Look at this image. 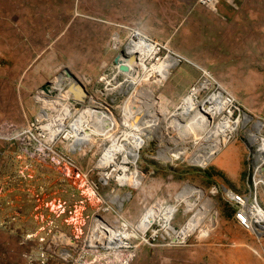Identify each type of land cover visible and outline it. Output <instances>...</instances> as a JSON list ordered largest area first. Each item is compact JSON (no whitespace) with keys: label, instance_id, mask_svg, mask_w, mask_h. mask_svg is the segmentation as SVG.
Wrapping results in <instances>:
<instances>
[{"label":"rangeland","instance_id":"obj_1","mask_svg":"<svg viewBox=\"0 0 264 264\" xmlns=\"http://www.w3.org/2000/svg\"><path fill=\"white\" fill-rule=\"evenodd\" d=\"M231 2L220 0L216 9H209L198 0H0V16L7 24L2 32L7 44L0 52V264H264V236L244 230L221 195L203 200L201 189L198 206L208 200L216 215L203 220L185 241H172L164 231L152 232L151 226V231L140 227L149 208L179 203L176 195L185 186L208 192L226 179L213 167L216 157L206 168L185 158H151L149 163L158 170L141 183L134 174L135 184L123 187L94 174L90 153L80 148L72 152L64 141L55 144L67 147L63 152H71L78 167L88 172L76 174L55 154L46 158L28 144L26 132L40 116H63L69 108L67 97L81 105L72 109L80 114L71 117L91 121L94 106L88 102H106L107 96L117 94L110 103L115 113L102 110L114 120L108 132L120 125L130 92L108 81L118 54L114 38L121 39L120 48L132 28L211 69L252 114L264 117V0H246L247 14L243 11L236 18L224 12ZM65 68L88 91L84 100L58 94L65 97L59 113L63 100L53 99L55 93L47 94L42 87L65 75ZM197 77L198 70L188 64L173 68L164 84L145 81L140 73L131 90L141 93L133 101L155 103L163 121L179 127L184 121L173 119L175 108ZM119 80L123 82V76ZM171 130H163L167 141ZM233 142L244 149L240 137ZM106 143L108 139L99 140L98 145ZM96 149H91L92 155ZM259 201L264 208V188ZM194 211L186 212L182 201L172 218H163L179 230ZM97 220L121 237L118 248L92 245ZM203 224L210 225L207 236L201 234ZM151 235L154 239L146 240Z\"/></svg>","mask_w":264,"mask_h":264},{"label":"built area","instance_id":"obj_2","mask_svg":"<svg viewBox=\"0 0 264 264\" xmlns=\"http://www.w3.org/2000/svg\"><path fill=\"white\" fill-rule=\"evenodd\" d=\"M219 2L220 0H198L199 5L209 9H216ZM129 33L130 34L126 37L127 40L133 36L137 37L141 35L152 45L153 48L150 50L152 56L148 60L151 65H156L169 55H172L176 62L170 66L171 71L181 64H188L198 70V77L190 85L186 94L181 97L173 114V119L177 118L178 121L194 118L198 129L192 130L186 128L185 132H183L178 125L176 126L172 123V120H170L169 123L163 121L164 118L161 117V113L163 112L156 108L155 103H150L153 105L152 109L160 114V129L162 130L158 132V136L155 138L145 136V134L138 132L139 130H137L135 126L130 125L131 119L129 118V112L131 110L127 113V106H132L133 100L139 99L136 97V94L138 93L137 95H140L141 92L135 93L134 90H121L130 93H126L127 97L125 96L124 99V106H122L120 118L121 124L112 128V132L104 134L103 131H100L98 134L89 138L87 142L78 143L71 147L74 136L73 127L71 125L72 119H66L67 121L63 122V119H60V114L54 115L55 117L51 119L50 117L45 118L40 116L39 119H34L27 126V139H31L28 144H34L37 151L41 150L45 153L46 158L49 157V154H55L76 174H88V172H83V170L78 167L71 152L70 154L63 152L68 151V149L72 152H77L80 148L84 154H91L90 158L92 162L94 161L92 169L94 174H102L103 180L110 179L119 186L130 187L131 185H129L128 179L131 175H137L141 183L146 179V174H154L158 170L157 167L149 163L151 158L160 161H178L185 158L191 161V154L193 153L195 155V151L201 147L205 146L209 148L219 144L216 150L217 156L232 141L240 137L247 144L248 160L251 168L247 191L238 192L226 185L213 184L210 186L208 192H206L202 187L194 184L192 185L204 191V196L206 198L211 199L210 197L221 195L233 209L234 219L238 224L244 230L254 234L258 238L263 237L264 208L259 201V194L262 188H264V117H258L252 114L208 67L196 64L185 55L171 50L167 45L148 37L145 33L137 29L132 28ZM142 72L145 81L149 80V82H155L150 76L148 77L145 75L147 71ZM59 93L60 91L56 90L52 95L54 94L53 96L57 97L53 99L63 100V102H60V113L65 95L60 97L58 96ZM122 95H124V93H122ZM92 97L94 98V96ZM116 97H118L117 94L113 96L110 94V96L106 97V102H98L97 98H94L95 101L91 100L88 103L89 105L92 104L94 108H105L107 111L112 110L115 113L110 103L114 104ZM67 99H69L68 109L71 117L72 113L76 114L79 110H72L77 104L69 97H67ZM65 103L67 104L66 101ZM141 103L142 105L145 104V102ZM135 104H138V101H135ZM100 105L103 106L101 107ZM139 105L142 106L141 104ZM183 106L184 108L186 106L189 108L188 115L183 114ZM78 108H81L80 104H78ZM77 114H80V112H77ZM60 125L61 127L59 128ZM167 127L172 129L171 132L173 134L168 141L162 136V131ZM123 135H127V137L131 139H133V135L138 136L137 144L133 140L127 141L126 138H123ZM107 139L108 144L98 145L99 140ZM116 139L121 145V140H126L125 147L121 149L114 147H112V149H107L111 146L113 140L117 143ZM59 141L68 143V149L62 146V148L55 147V144ZM152 141L154 142V148L151 149ZM31 147L33 146H27V148ZM93 147L97 148L94 155H92L91 152ZM126 147H132L133 155L128 153ZM107 150L111 153L114 152V154L111 158L105 159L103 155ZM197 152L203 154L201 151ZM216 156H212V159L206 165L199 164V166L206 168ZM94 185L98 188L99 183H94ZM188 220L189 219H187L186 222H188ZM199 225H201V223H199L198 226ZM196 230H198V228L189 231L188 235L180 241H185ZM209 230L210 225L206 224H203L202 229H200L201 234L204 236L208 235L205 232ZM151 238L154 239V236H150L146 238V240ZM176 240L179 241L178 239Z\"/></svg>","mask_w":264,"mask_h":264},{"label":"bare ground","instance_id":"obj_3","mask_svg":"<svg viewBox=\"0 0 264 264\" xmlns=\"http://www.w3.org/2000/svg\"><path fill=\"white\" fill-rule=\"evenodd\" d=\"M114 40H115L114 46L115 48H118V54L114 58V66H113L114 73L111 75L110 78L111 82L108 81L110 84L116 83L121 90H125V91L131 90L134 85L138 84V81H136L134 78L140 73H143L142 71H147L145 75H147L148 77L150 76L153 80H155V82L160 84H164V82L169 78V75L171 73L170 66L176 62L172 55H169L166 59H164L162 62H159L156 65L155 64L151 65L148 62V60L152 56V54H150L151 53L150 50L153 47L149 42L146 41V39H144L141 36H137V37L133 36L127 42L122 43L120 48H119V44H120L119 42L121 41V39H119L118 36H115ZM121 66H126V70H121ZM120 76H123V82L121 83H119ZM141 80L142 79H140L139 84H142ZM51 83L54 84L52 85L49 84L50 86H49L48 94H52L54 91L59 90L60 91L59 94L61 95L64 94L68 96V95H72V93L69 91V87L73 84L77 85V83L79 82L77 78L69 77L65 73V75H62L61 77L54 79L53 82ZM135 87L136 86H134V88ZM75 89L77 91L76 95L81 100H84L85 97L87 96V92L86 94L83 93L82 89L78 86L75 87ZM69 98L71 99V97ZM71 100H76V99H71ZM75 104H77L78 106V102H76ZM152 108L153 105L151 104L149 105L145 103L144 105L140 106L139 104H135V101H133V104L131 106L132 113L129 114V118L131 119L130 125L135 126V128L139 130L138 132L145 134V136H149V138L157 137L158 132L162 130L160 129L161 127V123L159 121L160 116L156 112L153 114L154 110ZM182 108H183L182 111L183 114L188 115L189 108L187 106L185 108L183 106ZM90 110L91 113L94 114V118L91 121L90 119L82 120L79 117L76 119L70 117V115H68L69 113L67 112L69 111V109L64 108L63 111L65 113L63 116H61L60 119L61 120L63 119V122H66L70 118L72 119L71 125L73 127L74 136L71 147L78 143L80 144L82 142H87L89 138L93 136V133L96 132V130L108 132V130L113 126L114 120L109 116V114L106 111L98 108H93ZM182 123L179 124V127H181L184 132L186 128H190L192 130L198 129L194 121V118L184 120V122ZM60 127L61 125L59 126V128ZM134 136L135 135H133L132 137ZM127 140H131V138L129 139L127 138ZM121 141H123L122 145L119 143H115L113 140L111 146L107 149L110 148L112 149V147L121 149L122 147H125L126 141L124 140ZM133 141L137 144L138 136H136L135 140ZM218 145L219 144H216L215 146H211L209 148L205 146L201 147L198 151H201L203 154L195 151V155L193 153L191 154V162H195L197 164L198 162H200L201 163L200 165H206L212 159V156H216V150L218 149ZM126 149L129 154L133 155L132 147L131 148L126 147ZM104 153L105 154L103 158L105 159L111 158V156L114 154V152L111 153L109 150L105 151ZM134 178L136 179L137 182H140V179L137 175H135ZM135 179H133L131 175L128 179V183L131 184V182ZM201 196H202L201 190L189 186H185L176 195L178 201L179 200L180 202L185 201L186 212L187 209L188 211H193V209H195L190 220L184 223L182 225L183 227H178L179 230H177V226L175 224L166 221L165 218H172L174 216L175 212L178 209V204L180 202L175 204H168L164 202L163 206L161 207L154 206L149 208L147 211H145L144 215L140 219V227L146 230L151 226L152 232L160 233V231H164L166 234H168V236L171 239H173V241H177L176 239L180 241L181 239H183L188 235L189 231L194 230L195 227H197L198 224L201 223L203 220H206L205 222L211 221L213 217L216 215L212 209V203L209 202L208 200L204 204L198 206ZM117 199H119V197H116L114 201H116ZM204 199H209V198H206L204 196L203 200ZM95 226L96 227L94 230V234L92 236L93 240H91L93 246H101V247H106L108 249L114 247L118 248L122 240L121 237H119L114 233V230H112L111 227L107 226L104 222L99 220L96 221ZM150 229L151 228H149L147 231H151ZM143 239L145 238L143 237Z\"/></svg>","mask_w":264,"mask_h":264},{"label":"crops","instance_id":"obj_4","mask_svg":"<svg viewBox=\"0 0 264 264\" xmlns=\"http://www.w3.org/2000/svg\"><path fill=\"white\" fill-rule=\"evenodd\" d=\"M245 4L246 0H234L233 4L232 2L226 3V10H224V12L229 13V16L234 18H236L237 15L239 17L241 15L240 13L243 11L244 14H247L248 7ZM4 20L5 17L0 16V52L7 44L5 42L6 38L4 37V34H2V32L6 30L5 27L7 26ZM241 141L243 142L244 149L241 144L240 146L239 144H236V142H233L232 144L230 143L220 154L216 156L212 164L214 165V169L224 173L226 178L220 179L221 181L215 182L216 184L226 185L238 192H246L248 189L251 168L248 160L247 144L244 140L241 139ZM240 181L241 183H239ZM232 217L234 219V214Z\"/></svg>","mask_w":264,"mask_h":264},{"label":"water","instance_id":"obj_5","mask_svg":"<svg viewBox=\"0 0 264 264\" xmlns=\"http://www.w3.org/2000/svg\"><path fill=\"white\" fill-rule=\"evenodd\" d=\"M121 70H126V66H121ZM65 73L67 74V76L69 77H72V78H77L75 76V74L68 68H65ZM80 87L82 89V92L86 94L87 92V89H86V86L79 81V83H77V85L73 84L69 87V91L74 94L76 96V89L75 87ZM42 89L48 94V91H49V84H45ZM80 96V95H79Z\"/></svg>","mask_w":264,"mask_h":264}]
</instances>
